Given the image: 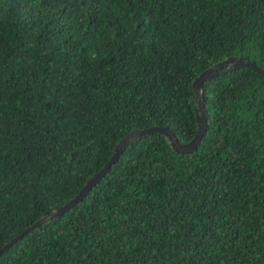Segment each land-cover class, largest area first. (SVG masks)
Returning a JSON list of instances; mask_svg holds the SVG:
<instances>
[{
	"label": "trees",
	"instance_id": "1",
	"mask_svg": "<svg viewBox=\"0 0 264 264\" xmlns=\"http://www.w3.org/2000/svg\"><path fill=\"white\" fill-rule=\"evenodd\" d=\"M264 69V0H0V247L79 192L133 128L197 130L192 82ZM178 152L135 137L0 264H264V75L207 78Z\"/></svg>",
	"mask_w": 264,
	"mask_h": 264
},
{
	"label": "water",
	"instance_id": "2",
	"mask_svg": "<svg viewBox=\"0 0 264 264\" xmlns=\"http://www.w3.org/2000/svg\"><path fill=\"white\" fill-rule=\"evenodd\" d=\"M251 66L252 68L261 71L264 75V69L257 65L256 62L249 60L245 56H237L232 55L228 56L226 58H223L222 60L217 61L216 63L212 64L211 66H208L201 70L197 76L194 78L192 82V88L191 90L195 92L197 95V106H196V121H197V130L194 136L187 140V141H181L176 136L175 132L168 128L165 125H151L148 127H142V128H133L129 132H127L114 146V149L107 160L105 164L97 170L81 187L79 192L75 194L72 198H70L68 201H66L64 204H61L59 206H55L53 208V212L50 215L43 214L37 221L32 223L30 226L25 228L23 231H21L19 234L5 242L0 247V252L4 249H6L9 245H11L19 236H21L23 233L39 227L42 222L48 219H53L61 215L66 209H68L71 205H73L76 201H78L80 198H82L102 176L103 174L109 169L111 164L115 161V159L119 156V154L122 152V150L125 148L126 143L135 138L139 137L141 135H145L151 131H159L160 133L164 134L171 146L178 152H190L193 149L197 147L199 144L202 135L205 132V129L207 128V117L204 110V102L203 97L201 95L203 83L204 81L213 76L214 74H217L219 72H222L226 69H233L235 67L240 66Z\"/></svg>",
	"mask_w": 264,
	"mask_h": 264
}]
</instances>
